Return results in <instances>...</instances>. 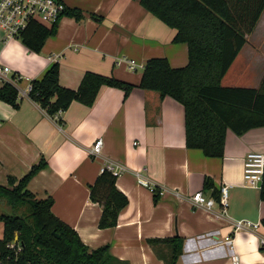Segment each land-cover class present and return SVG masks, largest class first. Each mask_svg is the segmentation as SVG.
Here are the masks:
<instances>
[{
  "label": "crops",
  "instance_id": "0c3cea01",
  "mask_svg": "<svg viewBox=\"0 0 264 264\" xmlns=\"http://www.w3.org/2000/svg\"><path fill=\"white\" fill-rule=\"evenodd\" d=\"M60 1L81 10L84 19L63 17L40 53L0 29V66L17 78L20 93L18 109L0 100V186L8 187L10 177L23 179L45 160L27 190L38 200L52 198L53 214L87 247L108 245L128 264H169L173 246L149 241L176 238L182 241L176 264H232V246L241 264H264L259 248L264 227L234 226L264 219L260 189L244 183L247 154L264 153V127L241 136L228 131L223 158H209L186 147L184 107L154 91L136 89L126 98L123 91L103 86L93 106L74 102L53 117L29 99V83L53 63L60 64L61 86L77 90L87 72L138 85L151 59H167L172 68L189 62L187 44H175L176 30L150 14L141 0ZM246 40L222 80L224 87L261 86L264 12ZM99 139L102 149L94 157L90 150ZM108 167L120 170L116 186L129 203L115 228L100 229L102 207L91 201L90 186ZM139 178L159 192L157 202ZM207 182L212 186L206 188ZM223 186L228 188L225 213ZM198 193L215 201L211 209L193 204ZM3 232L1 223L0 239Z\"/></svg>",
  "mask_w": 264,
  "mask_h": 264
},
{
  "label": "trees",
  "instance_id": "16d2710c",
  "mask_svg": "<svg viewBox=\"0 0 264 264\" xmlns=\"http://www.w3.org/2000/svg\"><path fill=\"white\" fill-rule=\"evenodd\" d=\"M141 5L176 30L175 44H187V66L172 68L167 59L154 58L145 65L138 85L87 72L78 89L71 90L61 86L60 64L53 63L41 78L29 83V99L53 117L74 102L93 106L103 86L123 91L126 98L136 89L154 91L161 99L171 98L184 107L188 149H199L209 158H223L228 131L241 136L264 127V78L258 89L222 85L247 42L246 36L254 31L264 12V0H141ZM63 17L84 19L81 10L67 8L54 24L31 21L17 39L31 52L40 53L57 34ZM16 83L0 86V100L18 109ZM46 165L42 160L23 179L10 177L8 187L0 186V200H7L10 209L0 210V222L4 224L0 264H128L115 258L108 245L87 247L74 229L53 214L52 198L38 200L27 190L30 180ZM116 181L117 176L105 168L90 186L91 201L102 207L100 229L115 228L128 206V198L119 191ZM211 186L212 182L206 183V188ZM154 194L157 202L159 192ZM260 199L264 202V177ZM261 224L264 227V219ZM149 243L171 244L169 264L177 263L180 239Z\"/></svg>",
  "mask_w": 264,
  "mask_h": 264
},
{
  "label": "built area",
  "instance_id": "2783aa9c",
  "mask_svg": "<svg viewBox=\"0 0 264 264\" xmlns=\"http://www.w3.org/2000/svg\"><path fill=\"white\" fill-rule=\"evenodd\" d=\"M67 9L66 5L60 0H0V29L3 31L4 36L8 39L17 38L20 33L28 26V24L37 20L45 24H54L58 22L60 16ZM135 62H130V68L135 69ZM10 69L8 67L0 66V86L5 82L15 84L17 78H13L10 75ZM30 89V88H29ZM59 112L58 114H60ZM103 141L99 139L95 142L94 146L90 150V154L94 157L100 155ZM115 176H118L121 172L113 167H108ZM264 177V153L251 152L247 154L244 160V183L251 188L260 189ZM139 182L149 187L152 191L156 189L152 188L150 184L139 178ZM223 212H226L228 205V188L223 186L220 190ZM193 204L196 207H205L211 209L215 204L212 199H207L203 193L195 194L192 198ZM236 230L251 229L253 231L263 230V226L260 223H253L249 221H238L234 224ZM229 240V239H228ZM231 242V241H229ZM232 243V242H231ZM260 252L264 254V235L259 238ZM232 264H241V259L234 251V246L231 247Z\"/></svg>",
  "mask_w": 264,
  "mask_h": 264
},
{
  "label": "rangeland",
  "instance_id": "374dc122",
  "mask_svg": "<svg viewBox=\"0 0 264 264\" xmlns=\"http://www.w3.org/2000/svg\"><path fill=\"white\" fill-rule=\"evenodd\" d=\"M141 72V70H139V73ZM1 203H0V210L2 211H10V209L7 207V200H0ZM253 223H260L259 221H255ZM0 225H1V222H0Z\"/></svg>",
  "mask_w": 264,
  "mask_h": 264
},
{
  "label": "water",
  "instance_id": "95a60500",
  "mask_svg": "<svg viewBox=\"0 0 264 264\" xmlns=\"http://www.w3.org/2000/svg\"><path fill=\"white\" fill-rule=\"evenodd\" d=\"M260 187H261V185H260ZM59 237V236H58Z\"/></svg>",
  "mask_w": 264,
  "mask_h": 264
}]
</instances>
